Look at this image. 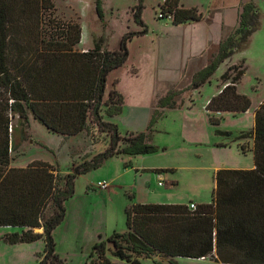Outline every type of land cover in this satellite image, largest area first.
<instances>
[{
    "label": "trees",
    "instance_id": "1",
    "mask_svg": "<svg viewBox=\"0 0 264 264\" xmlns=\"http://www.w3.org/2000/svg\"><path fill=\"white\" fill-rule=\"evenodd\" d=\"M10 1L0 0V87L9 94L5 102L0 100V226L21 228L20 233L6 235L10 243L43 238L45 250L40 254V264H61L53 231L65 218L66 202L74 195L77 176L115 156L159 152L152 141L153 125L162 114L159 108L182 107L184 102L176 100L178 93L198 90L210 82L220 64L241 49L257 29L259 9L253 0L243 2L238 26L220 42L210 62L193 75L189 87L160 97L146 130L124 134L115 122L104 118L122 113L125 96L113 87L106 98L105 90L110 72L122 66L129 56L127 41L132 34L123 37L114 50L104 48L101 40L92 48L80 50V24L69 20L61 26L50 25L46 33L38 22L37 31L26 37L14 30L12 13L16 10ZM179 2L164 0L161 17L171 16L175 25L202 18L196 8L179 7ZM17 3L20 21L33 18L44 9L50 13L55 9L52 0ZM96 10L101 12L99 2ZM241 64L229 66L221 75L224 87L206 105L210 118L216 112L236 114L251 108L250 97L238 89L245 72ZM231 70L236 74L230 75ZM29 113L61 135L86 131L97 140L104 134L109 138L107 146L92 159L74 165L73 172L64 176L41 160L26 167L12 166L11 118L16 114L28 121ZM90 123L100 134L93 133ZM212 123L219 124L220 120L212 118ZM217 133L231 138L230 142L252 137V148L238 146L242 153L252 151L254 167L218 169L211 202L198 204L195 210L181 203L131 201L126 208L127 230L114 231L106 240L95 243L85 264H114L107 257L108 251L131 264H142L143 259H152L154 264H178L177 257L264 264V100L255 108L253 130L235 136L230 131ZM223 145L227 144L218 143ZM38 228L42 231L37 232Z\"/></svg>",
    "mask_w": 264,
    "mask_h": 264
},
{
    "label": "rangeland",
    "instance_id": "2",
    "mask_svg": "<svg viewBox=\"0 0 264 264\" xmlns=\"http://www.w3.org/2000/svg\"><path fill=\"white\" fill-rule=\"evenodd\" d=\"M52 1L53 12L44 9L21 22L17 0H11L10 6L16 10L12 13L14 30L29 37L37 31L38 22L46 33L50 25L61 26L72 20L82 30L78 49L92 48L101 40L104 48L114 50L123 37L132 34L127 41L129 56L122 66L110 72L105 90L106 98L113 87L125 96L122 113L104 118L115 122L125 134L146 130L158 99L169 91L189 87L193 75L210 62L220 42L238 26L241 4L248 0H180L179 7L196 8L202 18L178 25L173 24L171 16L161 17L164 0ZM253 1L259 9V25L241 49L220 64L210 82L198 90L178 93L176 100L184 102L182 107L159 108L162 114L153 125L152 135L159 152L115 156L77 176L74 195L66 202L65 218L53 231L61 264H85L95 243L106 240L114 231H126V208L131 201L178 203L179 199L192 200L193 196L211 201L213 166L224 161L239 168L254 167L252 151L242 153L238 146L252 148V137L230 142L231 138L217 133L230 131L235 136L253 130L255 108L264 100V0ZM97 2L100 13L96 10ZM242 62L245 72L238 89L250 97V110L240 114L217 112L210 118L206 105L224 87L221 75L229 66ZM229 73L236 74V71ZM8 98L7 90L0 87V100L5 102ZM10 114L9 111V118ZM212 118L220 123H212ZM90 127L95 135L100 134L93 123ZM9 131L12 166L26 167L32 161L41 160L53 165L62 176L73 172L74 165L102 152L109 140L104 134L95 140L86 131L72 136L55 133L31 113L28 121L13 114ZM216 142L232 146L225 149L226 153L212 152ZM99 181L107 182V188L100 187ZM16 232L20 233L21 228L0 226V264H40L44 239L10 243L6 235ZM107 257L114 264H131L109 251ZM176 261L179 264H235L210 258L177 257ZM142 264L154 263L152 259H143Z\"/></svg>",
    "mask_w": 264,
    "mask_h": 264
},
{
    "label": "crops",
    "instance_id": "3",
    "mask_svg": "<svg viewBox=\"0 0 264 264\" xmlns=\"http://www.w3.org/2000/svg\"><path fill=\"white\" fill-rule=\"evenodd\" d=\"M80 50H86V49H80ZM220 90H218V92H219ZM250 110V109H249ZM249 110H247V111H249ZM247 111H245V112H247ZM245 112H241V113H245ZM217 113V112H216ZM230 113V112H229ZM238 114H240V113H238ZM218 143L216 142V145L214 146V148H212V152H215V151H217V152H219V153H226L227 151L225 150V149H227V147L229 146H232V145H223V146H218L217 145ZM225 144H226V142H225ZM239 144V143H238ZM237 144V145H238ZM221 168H239V167H235L234 165H226V163H224V161L223 162H221V163H219L218 165H216V166H213V181H214V173L218 170V169H221ZM243 168H252L251 166H248V167H243ZM157 170V169H156ZM161 181H159L158 183H160ZM174 184V181H172L171 182V185H173ZM214 187H215V181H214ZM213 187V188H214ZM212 192H213V189H212ZM194 198L192 199V200H190V199H179V200H177L176 202H178V203H181V204H187V205H189L190 203H194V204H196V205H198V204H203V203H210L211 201H205L206 199H204V200H201L199 197H197V196H193ZM212 200V199H211ZM158 259H162V258H159L158 257ZM200 260H206V259H208V258H199ZM175 260H176V258H175ZM164 261H167L166 259H164ZM179 264V263H178Z\"/></svg>",
    "mask_w": 264,
    "mask_h": 264
},
{
    "label": "built area",
    "instance_id": "4",
    "mask_svg": "<svg viewBox=\"0 0 264 264\" xmlns=\"http://www.w3.org/2000/svg\"><path fill=\"white\" fill-rule=\"evenodd\" d=\"M159 184H161V182H160ZM98 185H99L100 187H102V188H107V186H108L107 182H105V181H103V182L99 181V182H98ZM188 206H189V208H190L191 210H195V209L197 208V205L194 204V203H190Z\"/></svg>",
    "mask_w": 264,
    "mask_h": 264
}]
</instances>
